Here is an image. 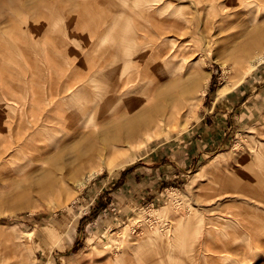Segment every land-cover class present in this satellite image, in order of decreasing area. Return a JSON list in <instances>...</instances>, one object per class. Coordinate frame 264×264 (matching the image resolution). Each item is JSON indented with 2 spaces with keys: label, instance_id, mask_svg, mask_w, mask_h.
Listing matches in <instances>:
<instances>
[{
  "label": "rangeland",
  "instance_id": "374dc122",
  "mask_svg": "<svg viewBox=\"0 0 264 264\" xmlns=\"http://www.w3.org/2000/svg\"><path fill=\"white\" fill-rule=\"evenodd\" d=\"M133 2L0 0V264H264V198L228 182L247 164L264 179V39L242 51L264 33V0L158 1L150 12L176 23L159 47L204 94L180 119L112 140L104 126L129 101L157 102L142 98L152 83L113 63L79 80L81 47L94 31L99 52L149 41ZM121 73L131 91L106 106Z\"/></svg>",
  "mask_w": 264,
  "mask_h": 264
},
{
  "label": "bare ground",
  "instance_id": "6f19581e",
  "mask_svg": "<svg viewBox=\"0 0 264 264\" xmlns=\"http://www.w3.org/2000/svg\"><path fill=\"white\" fill-rule=\"evenodd\" d=\"M158 1L160 0H134L133 2V5L138 9V11L140 10V12H147L146 19L149 23V29L151 28L154 34L151 37V39H149V41H146L145 43H142V42L136 43V41L134 40L133 42L125 43V44L116 43L114 45L115 50L113 49L112 52H99V50L96 51V48H97L96 43L99 41V38H98L99 35L97 31L88 33V36L86 38L87 41L85 40H84L85 42L83 41V44L81 47V52L84 54V57H85L83 59V62L88 63V64L81 71L82 76L80 77L79 80H83V82L93 80V77L90 78V75L94 74L95 71L99 70V67L101 65L105 66V64L113 63L112 70L122 67V70H124L122 73L124 72L126 73L128 68H130L131 66H135L136 75H139L140 78L143 75V77L144 76L147 77L146 81H149L152 83V85L148 87L145 91H143L142 89L143 91L142 98H146L147 96H149L150 99L155 98V100L157 101L156 103H154L152 107H144V108H141L140 110L132 112L133 108L138 106L139 103L141 102L142 99L140 97V99L138 98L137 100L134 99V100L129 101V103L125 105L123 112H122L123 108L116 109L115 104L117 103V105H119L122 95L124 93L127 94V92L129 91V86L127 85V83L130 82L131 77H128V76L126 77L125 75H122V73H121V76L120 75L114 76L113 74L110 77L111 78L110 82H112L113 86L116 87V88H112L113 91L118 90V88H121V86L124 89L121 93L117 95L116 98H115V95L114 97L113 95L108 96L107 99L105 100V103H106L105 105L107 106V104H111L112 102L115 101L116 103L115 104L113 103L114 105L112 104L107 109L108 113L111 114L114 111L117 113L119 112H122V113L120 114L118 118L113 120V123L105 124L104 130H103L104 135H102L103 138H110L112 140L120 139L122 137L121 133L124 131H125L124 134H126L125 137H127V136L132 135L135 132L136 128H138L139 126H145L146 128L154 127L155 129H159L161 127V124H160L161 122H165V121L173 122V121L180 119V117L186 111L187 112L190 111L191 106L194 103V99L196 102L198 100V97H201L204 94V88H201V90L203 89L202 94H198V91L200 90V85H198V78L196 76V73H192V72L189 73L190 75L189 77H184L182 73H179V72H182L183 70L184 72L185 70L186 72H188V69L185 68L184 66L183 57L181 58L180 57L181 55H179V53L175 51H170L168 49L159 47L160 43L164 41V39H161L159 37L161 33L164 32L165 28L169 27L170 25H176V23L169 22L166 24L165 20L161 19L159 16L157 17L154 16L156 14L155 12H152V11L150 12V10L155 7L154 5H156V3L158 4ZM162 9L163 7L158 8V15L159 14L161 15V13L163 12ZM257 33H263V32H258L257 30H253V32L251 31L249 35L251 34L256 35ZM156 38H159V39H156ZM261 39H264V33L261 35L258 34L257 36H253V38L250 37L249 40L247 41V44L243 46L242 51L244 52L250 46L256 45L257 43H259V40ZM165 41L169 42L168 44L170 45L172 49L174 46V43L171 40L167 41V38ZM152 50H156L158 52L157 53L158 57L153 59L154 61L153 64H148L147 63L148 58H151L150 52ZM92 54L97 56V58H95L91 62L92 64H90L89 62H87V57ZM175 57L181 58V62L178 66H174L175 63L173 61V58ZM192 65H193V62H188L189 67H192ZM253 66H254V62L251 63V65L247 68L245 73L250 71L253 68ZM123 76L126 78H124ZM118 82L120 84H118ZM95 103L97 102L95 101ZM2 105L4 106L5 103H3ZM105 107L103 108L104 110H105ZM103 109L102 108L98 109L99 113L104 111ZM23 110L26 111L27 108L23 107ZM128 113H131V114L127 115ZM1 120L2 119L0 117V125L2 124V122H4L3 120L6 121V119H3L2 121ZM6 123L7 124L5 123L4 124L9 126L8 125L9 122H6ZM17 123H16V126H17ZM21 123L24 124L23 122ZM12 124L13 123L11 122V125ZM256 152H260V151L257 150ZM79 157L81 159V156ZM86 157H88V155ZM257 161L258 162L255 163L256 166L262 167L261 162L259 160ZM247 168H248V171L235 172L234 175H230L228 178V182H229V186L234 188L235 191H239L238 193L245 194V196L248 198L244 199V197H241L238 193L226 194L225 196L231 195L232 197L233 196L238 197V198L240 197L246 201H249L255 205H258L259 203H257L256 200L264 198V179L262 178V174L252 170V166L250 164H247ZM222 197L223 196L218 197V199H222ZM213 203L217 204L218 201L216 200ZM153 212L158 213V211H153ZM229 222H230V219L229 220L227 219L225 221L226 225H228ZM240 226H241V229H244L247 227L246 223H240ZM2 260H3V257H2Z\"/></svg>",
  "mask_w": 264,
  "mask_h": 264
}]
</instances>
